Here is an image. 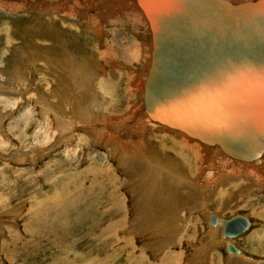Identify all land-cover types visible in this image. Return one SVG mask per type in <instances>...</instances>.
Segmentation results:
<instances>
[{
  "label": "rangeland",
  "instance_id": "1",
  "mask_svg": "<svg viewBox=\"0 0 264 264\" xmlns=\"http://www.w3.org/2000/svg\"><path fill=\"white\" fill-rule=\"evenodd\" d=\"M69 1L71 0H0V264H96V262L128 264L124 260L126 256L138 258V254V259L146 261L144 264H157L159 260L160 262L177 261L179 256L184 259L199 254L201 249L192 250L194 245L191 242L195 239L193 237L195 235L196 237L205 235L207 243L220 245L224 249L221 240L219 241L218 231L216 236L212 234L213 237H208L209 212L217 213L216 215L223 218L243 214L253 222L249 230L235 241L241 246L244 243L243 248L246 251H240L247 254V250L250 249L249 242H253V239L264 240V154L259 159L260 163L248 167L243 163L234 162V159L232 161L227 159L228 163H226L224 157L218 153L205 154L203 152L205 146L202 145V148L198 142L196 145L202 149H199L195 155L188 151L182 153V148H179L177 141L173 140L181 138L177 133L174 134L163 125L152 126L149 123L150 127L146 119L131 125L132 127L125 130L124 134L119 133L115 141L117 146L118 143L121 145L116 149L108 147L110 143L106 146L101 145L98 142L100 137L91 139L84 135L83 126L73 129L72 132L69 131L63 141L59 139L60 133L67 131L59 130L60 125L56 127L58 122H55L54 115L45 105L48 102L51 104L54 97L56 102L61 100L66 110L62 115L65 119H68L69 115L71 117L65 122L66 126L80 123L78 121L74 123V113H70V105L84 89L78 86L82 83V78H85L81 70H85L86 67L90 66V70L92 69L87 74L94 76L101 75L100 66L104 67V75L102 74L101 77L104 78L102 80L109 89V96L98 94L103 99L102 103H97V107L92 105L91 112L95 113V117L102 113L120 115L126 111L133 114L135 109L140 110L141 90L139 91L135 80L139 81V78L143 77L141 63L147 58L150 42L148 26H143L142 23L132 19V16L139 11L135 0H72L71 2H80L79 11L75 8L71 18L68 19L62 17L65 14H62L61 5L64 7V2ZM71 2L68 5L69 9L74 6ZM56 12L57 15H53ZM46 15L56 17L60 25L53 22L55 26L52 27L63 34L65 42H62L60 37L51 39L45 35ZM113 20L115 23L112 22ZM97 25L102 26L103 31L104 29L105 32L107 31V34L103 32L100 34L102 35L100 39L95 38L90 30V27L95 28ZM59 41L61 42L59 46H53ZM94 44L99 45L101 56L98 59H91L94 55L91 47ZM59 48L63 54L56 53ZM65 58L68 61L64 60ZM91 60L97 65L91 64ZM61 61L65 63V65L61 64L64 68H60ZM146 63L145 60V69ZM69 65L72 68L76 65L73 68L75 75L79 72L76 76L69 72L71 70ZM75 69L78 71L76 72ZM111 76L114 78L109 84L108 80ZM56 102L52 103L51 108L56 106L54 110L58 111L61 103H57L59 105L57 107V104L53 105ZM99 125L96 128H99ZM104 128L107 130L106 127ZM44 130L48 135L43 133ZM110 133V138H113L114 132ZM125 134L130 137L129 140ZM142 144L143 148L140 147ZM134 148H138L140 152L133 151L135 155L127 152H131ZM71 158L74 160L67 166L68 168L57 172L56 166L70 162ZM132 158H136L135 162L145 166L134 178L131 177V167L127 165ZM147 160L151 169H148ZM170 163L173 164L172 167ZM170 176L172 177L167 182ZM220 176L224 177L221 185L230 186L228 193L232 197L229 201L227 198L220 200L211 194L210 197H206V193L216 186ZM61 180H65L64 183H60ZM189 182H191L190 190L187 187ZM176 184L181 185L178 187ZM75 188L81 198L77 200L78 202L68 201L64 206L66 210L61 209V205L56 204L59 202L56 197L58 191L60 190L61 193V189H69L71 193L69 197H74ZM183 189L184 192L190 191H188L190 200L188 194H186L187 198L179 194ZM112 190L116 194L114 200L119 197L125 203L126 215L130 219L141 216L146 223L138 233L133 232L134 229L129 233L127 231L128 236L121 230L120 234L127 236L126 240L129 239L128 242L125 241L123 249L117 244L119 241L115 236L112 240L106 237L107 241H103L106 242L105 247L103 243L98 245L96 242V235L104 234L109 222L115 223L123 217L116 215V211H104L107 206H112L107 204L108 196L113 195ZM191 190L194 192L193 197ZM193 199L195 201H192ZM220 201L226 205L221 206ZM112 208L115 209L116 206ZM154 211L158 219L155 218L154 224L147 225ZM251 211L255 213L252 214ZM176 212L191 214L192 218L188 216L194 220L192 222L200 220L205 226V232L192 230L190 235L181 241L183 246L179 250V255L172 253L171 250L176 244V236L172 231L176 226L174 222H180L174 221L172 214ZM143 213H146V216ZM62 218L65 219L64 223ZM181 222L184 226L186 221ZM57 237L59 240L56 239ZM246 239H249L247 243ZM262 244L259 246L255 243L252 247L254 252L246 255L252 258H249L251 261L247 264H255L258 260L264 259V243ZM137 248H143L142 253L145 258H142L141 250L138 251ZM183 248H188L189 256H184ZM82 256L88 260L83 258L81 260ZM227 257L228 264L232 260H229L231 257ZM189 262L191 261L187 263Z\"/></svg>",
  "mask_w": 264,
  "mask_h": 264
},
{
  "label": "water",
  "instance_id": "2",
  "mask_svg": "<svg viewBox=\"0 0 264 264\" xmlns=\"http://www.w3.org/2000/svg\"><path fill=\"white\" fill-rule=\"evenodd\" d=\"M137 1L141 6V0ZM185 4L175 3L171 20L157 25L141 6L152 44L143 82L144 110L151 119L206 143L215 142L235 157L255 158L261 153L256 141L253 156L230 141L232 133L245 129L238 120L245 112L259 109L264 100V0L239 4L195 0ZM252 117L255 119L254 114ZM198 123L220 134H205ZM208 222L213 226L219 222L222 238L229 239L238 237L249 225L241 214L226 219L210 214ZM225 249L237 252L231 243Z\"/></svg>",
  "mask_w": 264,
  "mask_h": 264
},
{
  "label": "bare ground",
  "instance_id": "3",
  "mask_svg": "<svg viewBox=\"0 0 264 264\" xmlns=\"http://www.w3.org/2000/svg\"><path fill=\"white\" fill-rule=\"evenodd\" d=\"M72 1V0H71ZM71 1H69L68 3H66V2H64V7H63V5H61V9H62V14L64 13L65 14V16H62V17H65V18H68V19H70L71 18V16H72V14H73V11H74V9L76 8L78 11H79V3L80 2H71ZM98 1H101V0H98ZM131 1V0H130ZM193 1H195V0H141V6L144 8V9H146V11H147V15L149 16V17H151L152 18V20H153V22H155L156 24L155 25H157L158 23H160V22H162V21H170L171 20V18H172V11H173V5L175 4V3H182V6H185L186 4L185 3H187V2H189V3H192ZM225 1H228V2H230L231 4H239V3H244V2H253V1H256V0H247V1H243V2H232L231 0H225ZM72 3V4H74V6L73 7H71L70 9L68 8V5H69V3ZM116 2V1H115ZM119 2V1H118ZM58 3V2H57ZM95 3V2H94ZM93 3V4H94ZM107 3V2H106ZM106 3H105V5H106ZM112 3V2H111ZM117 3V2H116ZM115 3V4H116ZM47 4V3H46ZM50 4V3H49ZM76 4V5H75ZM135 4L137 5L136 6V8L139 10V11H137L136 12V14H134L133 16H132V19L133 20H137V22H139V23H142V25L144 26V25H146V26H148V22H147V19H146V17H145V14L143 13V10H142V8H141V6L138 4V1L137 0H135ZM134 4V5H135ZM104 5V4H103ZM56 6H58V5H56ZM92 6V5H91ZM116 6V5H115ZM124 6V5H123ZM51 7V6H50ZM53 7V6H52ZM51 7V8H52ZM87 7V6H86ZM109 7V6H108ZM130 7V6H129ZM55 8V7H54ZM88 8V7H87ZM112 8V7H111ZM117 8V7H116ZM132 8V7H131ZM43 9V8H42ZM60 9V8H59ZM107 9V8H106ZM136 9V10H137ZM55 10H57V9H55ZM84 10V9H83ZM90 10V9H89ZM109 10H111V9H109ZM86 11V10H85ZM133 11H134V9H133ZM175 11V10H174ZM58 12V11H57ZM57 12L56 13H54L53 15H57ZM135 12V11H134ZM133 12V13H134ZM49 13H51V12H49ZM58 13H60V12H58ZM87 13H90V12H88L87 11ZM86 13V14H87ZM123 13V12H122ZM83 14V13H82ZM94 14V13H93ZM51 15V14H50ZM80 15V14H79ZM175 16H176V14H174ZM47 16V15H46ZM78 16V15H77ZM97 16V15H96ZM95 16V17H96ZM121 16V15H120ZM162 16V17H161ZM61 18V17H60ZM64 18V19H65ZM84 18V17H83ZM86 18V17H85ZM91 18V17H90ZM64 19H62L63 21H64ZM77 19V18H76ZM76 19H74V20H76ZM114 19V18H113ZM126 19V18H125ZM170 19V20H169ZM99 20V19H98ZM47 22H44V24H45V26H46V28H47V31H46V36H48L49 38H51L52 39V37H54V38H58V37H60L61 39H62V42H65V39L62 37V35L63 34H60L59 33V31H57V30H55L54 28L55 27H52V25L53 26H55L54 24H53V22H57V20H56V17H54V16H51V17H49V15L47 16V20H46ZM73 21V20H72ZM87 21V20H86ZM96 21V20H95ZM104 21H105V19H104ZM112 22H114V20L112 21ZM128 22V21H127ZM126 22V23H127ZM132 22V21H131ZM58 23V22H57ZM85 23V22H84ZM115 23V22H114ZM88 24V23H87ZM91 24H93V23H91ZM95 24V23H94ZM60 24L58 23V26H59ZM90 25V24H89ZM117 25H119V24H117ZM57 26V27H58ZM92 26V25H91ZM122 26V25H121ZM56 27V28H57ZM61 27V26H60ZM59 27V30H61V28ZM90 27V26H89ZM132 27V26H131ZM45 28V27H44ZM88 28V27H87ZM148 29H149V26H148ZM90 30H91V32H92V34H94L95 35V38H97V39H100L101 38V36L102 35H100L102 32H103V34H107L106 32H105V29H104V31L102 30V26L100 27L99 25H97L95 28H94V26L93 27H90ZM45 31V30H44ZM149 31H150V29H149ZM149 40H150V42H149V44H148V54H147V58L146 59H143L142 60V70H143V77L142 78H139V81H137V80H135V82H137V85H138V89H139V91L141 90V92L139 93L140 94V104H141V106H140V110H134L133 111V114H131L129 111H126L124 114H120V115H109V114H106V113H102V114H100V115H98L97 117H95L94 116V114L95 113H93V112H91L93 109H92V105L93 106H96L97 107V103H102L103 102V99L101 98V97H99L98 96V94L99 93H102V94H104V95H106V96H109V94H108V91H109V89L106 87V85H105V81H103L104 80V78H102L101 77V75L104 73V67H101L100 66V70H99V73L101 74V75H97V74H95V76L93 75V74H87L88 73V71H91L90 70V66H89V64L91 63H94L95 65H97L95 62H93L92 60H91V62L88 64V66H89V68L88 67H86L85 68V70L83 69V70H81L82 71V73H84V75H85V78H82L81 80H82V83L81 84H79V86L78 87H80V88H83L84 87V89L83 90H81L80 92H79V95L76 97V101L75 102H73V104H71L70 105V108H71V110H70V113L72 112V113H74L73 114V118H75L74 119V123H75V121H78V122H80V123H78V124H75V125H69V126H66V124H65V122L66 121H68V120H70L71 119V117H70V115H69V117H70V119H69V117H68V119L66 118L65 119V117L62 115V112H65L66 110H65V104L61 101V100H58L59 102H56V100H55V97L53 98L54 100H52L51 101V104H50V102H48V104L47 105H45V107H47L48 108V110H50L51 112H52V114L54 115L53 117H54V119H55V122H58V124L56 123V127H58L59 125V130H62V131H67V132H65V133H60V136H59V139L61 140V141H63L64 139H65V135L67 134V133H69V131L70 132H72L73 131V129H77L79 126H83V128H85L84 129V131H83V134L84 135H87L88 137H90L91 139H93V137H100L99 138V140H98V142L101 144V145H107V144H109V146L108 147H111V149H116V148H119V146L121 145V144H119L118 143V146L116 145V141H115V139L116 138H118V134L120 133V134H124L125 133V130H127L131 125H133L134 123H136V122H140L141 121V119H146V121L148 122V125L150 126V124L153 126H157V125H163L164 127H166L167 128V130H169V131H171V132H173L174 134L175 133H177L181 138H178V139H173V140H175V141H177V144L179 145V148L181 147L182 148V153H186L187 151L190 153H192L193 155H195V153H197V151L199 150V149H202L203 147H202V145H204L205 147L203 148L204 149V153L205 154H207V153H209V152H211V154L213 153V154H216V153H218V154H220V156H222V157H224L223 159H225V161H226V163H228V160L227 159H229V160H233L234 162H236V163H243V164H245L246 166H248V167H252L254 164H258V163H260V158L262 157V155L264 154V100H262L261 102H259L260 103V108L259 109H255V112H245V117L241 120V121H239L238 120V122H241V124L244 126V131L242 132V131H238L236 134H233L232 133V137H233V141H230V143L231 144H233V145H235V146H242V148L249 154V155H251V156H253L254 155V152H255V145H254V141H256V143L255 144H257L256 145V148H260V150H261V153L257 156V157H255V158H252V159H240V158H238V157H235V156H233V155H231V154H229V153H227V152H225V151H223L222 149H221V147L217 144V143H206V142H204V141H202V140H200V139H197L196 137H193V136H191V135H188L186 132H184V131H182L181 129H178V128H176V127H172V126H169V125H166V124H164V123H161V122H159V121H157V120H154V119H151L150 117H148V115L146 114V112H145V110H144V105H143V101H142V92H143V82H144V79H145V77H146V72H147V69H148V66H149V62H150V57H151V50H152V44H151V33L149 32ZM57 43H55V45H53V46H59L60 44H61V42L59 41V43L56 45ZM106 47V45H104V48ZM123 48V47H122ZM111 49V48H110ZM91 50H92V53L94 54V55H92L91 56V59H98L99 58V56H101V53H100V49H99V45L98 44H94L92 47H91ZM106 50V49H105ZM124 50V49H123ZM107 51V50H106ZM110 52V51H109ZM56 53H62L63 54V52H62V50L59 48V50H57L56 51ZM127 53V52H126ZM108 54V53H107ZM134 55V54H133ZM126 58H128V57H126ZM131 58H132V55H131ZM64 60H67L68 61V59L67 58H65ZM86 60V59H85ZM126 60H128V59H126ZM147 61V63H146V69H145V65H144V61ZM73 61V60H72ZM72 61H70V62H72ZM66 62V61H65ZM69 62V63H70ZM170 60H167V63L168 64H170ZM63 62L61 61L60 63H59V65H61ZM83 63V62H82ZM81 63V64H82ZM87 63H88V61H87ZM64 65H65V63H63ZM77 64V63H76ZM90 64V65H91ZM83 65V64H82ZM81 65V66H82ZM85 65H86V63H85ZM125 65V64H124ZM63 65H61V67L60 68H64V67H62ZM73 66V65H72ZM76 66V65H75ZM74 66V67H75ZM78 66V65H77ZM128 66V65H127ZM66 67V66H65ZM69 67L71 68V70L69 71V72H71V73H73V68L69 65ZM80 67V66H79ZM79 67H77L78 68V70H79ZM82 67H84V66H82ZM66 69V68H65ZM68 69V68H67ZM80 69H82V68H80ZM119 69V68H118ZM128 69V68H127ZM62 70V69H61ZM76 70V72L78 71L77 69H75ZM116 70V69H115ZM112 71H114V70H112ZM59 72H61V71H59ZM98 72V71H97ZM117 72V71H116ZM79 73V72H78ZM77 73V74H78ZM81 73V72H80ZM119 73V72H118ZM74 75H75V72L73 73ZM76 74V75H77ZM107 74V73H106ZM75 75V76H76ZM80 75V74H79ZM104 75V74H103ZM102 75V76H103ZM108 75V74H107ZM106 75V76H107ZM111 75V74H110ZM81 76H82V74H81ZM80 77V76H79ZM82 77H84V76H82ZM78 77H76V79H77ZM81 78V77H80ZM92 78H95V80L94 79H92ZM107 78H108V76H107ZM113 78H114V76H111V77H109V80H108V83L110 84V83H112V81H113ZM119 78V77H118ZM103 79V80H102ZM137 79H138V77H137ZM78 80V79H77ZM80 80V79H79ZM80 80V81H81ZM118 80V79H117ZM121 81V80H120ZM234 82V81H233ZM78 85V84H77ZM80 85H82V87L80 86ZM137 85H136V87H137ZM134 86V85H133ZM77 88V87H76ZM129 88V87H128ZM77 90V89H76ZM137 92V91H136ZM135 92V93H136ZM264 92V91H263ZM44 100V99H43ZM43 100H42V103H43ZM56 102L55 104H53L54 106L57 104V103H61V104H59V105H61L60 107H59V105L57 106V107H59L58 108V111H56V110H54V109H56V106H55V108H51V106H52V103H54V102ZM45 104V103H44ZM69 105V104H68ZM258 106V105H257ZM134 108V107H133ZM139 108V107H138ZM68 114V113H67ZM110 114H111V112H110ZM253 114H254V116H255V119H253ZM66 115V114H65ZM72 118V119H73ZM129 118V119H128ZM157 124H156V123ZM141 123V122H140ZM150 123V124H149ZM100 124V125H99ZM143 124H146V123H143ZM198 124H200V123H198ZM97 125H99L100 127L99 128H96V126ZM109 125H111L112 127H108ZM201 125V124H200ZM248 125V127L246 128V126ZM93 127H95V129H91V128H93ZM104 127H106L107 129H109L110 130V132H114V135H113V138H110V135H111V133L110 132H108ZM132 127V126H131ZM151 127V126H150ZM201 127H202V129H200L201 131H203L205 134H213V135H218V134H220L218 131L216 132V130H210L209 128H205V127H207L206 125H201ZM40 128V127H39ZM43 128V127H42ZM41 128V129H42ZM136 128V127H135ZM139 128V127H138ZM144 128V127H143ZM44 129V128H43ZM70 129V130H69ZM137 129V128H136ZM142 128H141V126H140V130H141ZM96 130V131H95ZM130 130V129H129ZM131 130H134V129H131ZM130 130V131H131ZM213 131V132H212ZM139 132V131H138ZM43 133L45 134V135H48V133L44 130L43 131ZM134 133V132H133ZM136 134H137V132H136ZM166 134V133H165ZM164 134V135H165ZM126 135V134H125ZM149 135V134H148ZM127 136V138H128V140H129V136L128 135H126ZM137 136V135H136ZM186 136V137H185ZM222 136H225L226 137V135H222ZM79 137H81V136H79ZM86 137V136H85ZM170 137H173V136H170ZM188 137V138H187ZM224 137V138H225ZM231 137V138H232ZM174 138V137H173ZM183 138H185V139H183ZM47 139H48V137H47ZM155 140V139H154ZM197 142L198 143H200L201 145V147H198V145H196L197 144ZM140 143V142H139ZM152 143V142H151ZM137 144V143H136ZM141 144V143H140ZM188 144H191V146H188ZM194 144L196 145V146H194ZM134 145V144H133ZM135 147V146H134ZM140 147L141 148H143L144 147V145L142 144V145H140ZM148 147V146H147ZM157 148H158V146H157ZM133 151H136V152H140V150L137 148H134L133 150H131V152L130 151H127L128 153H130V154H132V155H135L134 153H133ZM155 151H153V153H154ZM143 153V152H142ZM148 153V152H147ZM182 153H181V155H182ZM112 154V153H111ZM144 154V153H143ZM158 154V153H157ZM165 154V153H164ZM150 155V154H149ZM161 156V155H160ZM167 156V155H166ZM228 156V157H227ZM148 157V156H147ZM151 157H154L153 155H151ZM212 157V156H211ZM231 159H230V158ZM170 158V157H169ZM135 159L136 158H132V159H130L129 160V162L127 163V165L128 166H130L131 167V170H130V172H132V174H131V177L132 178H134V177H137L140 173H141V171H142V168H145V166H143L142 164H140L139 162H135ZM181 159V158H180ZM212 159V158H211ZM72 160H74V158H71V160H70V162L69 161H67V162H63L62 164H58L57 166H56V168H58L57 170V172H60V171H62L61 169H67L68 167L67 166H69L70 164H71V162H72ZM207 161H209L208 159H206ZM170 161V160H169ZM206 161V162H207ZM241 161V162H240ZM156 163V162H155ZM211 163V162H210ZM52 165V164H51ZM53 166V165H52ZM147 166H148V169H151V168H149L150 167V162H148V160H147ZM170 166L172 167L173 166V164L172 163H170ZM180 166H181V164H180ZM208 166V165H207ZM219 166V165H218ZM225 166V165H224ZM212 167V166H211ZM210 167V168H211ZM220 167V166H219ZM175 168V167H174ZM181 168V167H180ZM209 168V167H208ZM156 169V168H155ZM230 169V168H229ZM157 170V169H156ZM170 170H172V169H170ZM180 170V169H179ZM178 170V171H179ZM182 170H183V168H182ZM208 170V169H207ZM175 171V170H174ZM177 171V172H178ZM181 171V170H180ZM184 171V170H183ZM213 171V170H212ZM154 172H156V171H154ZM176 172V171H175ZM207 172V171H206ZM101 173V172H100ZM217 173V172H216ZM160 174V173H159ZM163 174V173H162ZM210 174V173H209ZM169 175V174H168ZM101 176V175H100ZM113 176H114V174H113ZM158 177H160V176H158ZM171 177L172 176H170V178L167 180V182L168 181H170V179H171ZM186 177V176H185ZM217 177V176H216ZM219 177V176H218ZM104 178V177H103ZM102 178V179H103ZM113 178V177H112ZM129 179H130V177H128ZM182 178V177H181ZM114 179V178H113ZM165 179H166V177H165ZM177 179H179V178H177ZM176 179V180H177ZM223 179H224V177L222 176H220V178L219 179H217L218 181H217V184H216V186L214 187V189H212V191H211V196H216V197H219L220 198V200H222V199H224L225 200V198H227V201H229V199L232 197V196H230L229 195V188H230V186L229 185H221V182L223 181ZM74 180V179H73ZM73 180H71V181H73ZM63 181H65V180H61V182L60 183H64ZM115 181V180H114ZM68 182V181H67ZM70 182V181H69ZM176 182V181H175ZM182 181H180V183H181ZM240 182V181H239ZM59 183V182H58ZM179 183V181L177 182V184ZM194 183V182H193ZM66 184V183H65ZM176 184V186H178ZM190 184H191V182H189L188 183V189L190 188ZM58 185V184H57ZM60 185V184H59ZM81 185V184H80ZM181 185V184H180ZM179 185V186H180ZM74 186V185H73ZM162 186V185H161ZM178 186V187H179ZM184 186V185H183ZM208 186V185H207ZM57 187V186H56ZM60 187V186H59ZM58 187V188H59ZM62 187V186H61ZM81 187V186H80ZM225 187V190L223 191V188ZM65 188V187H64ZM78 188H79V186H78ZM181 189H182V187H180ZM56 189V188H55ZM101 188H99V190H100ZM104 189V188H103ZM102 189V190H103ZM190 190V189H189ZM188 190V191H189ZM81 191V190H80ZM104 191V190H103ZM113 191V195H109L108 196V199H107V204L109 205V204H112V206H116V208L114 209V208H112V206L110 205L109 207L107 206V208H106V210H104V211H109V210H111V211H116V215H122L123 217H121L119 220H117L115 223H112V222H109V225L107 224V227L105 228V233L104 234H102L101 232V234H97L96 235V242L98 243V245L99 244H101V243H103L104 244V247H105V244H106V242H103V241H107V238L106 237H110L111 238V240H112V237L113 236H115L116 237V240L117 241H119V242H117V244H119L120 245V247H122V249L124 248V246H125V241L126 242H128L129 241V239H127L126 240V238H127V231H128V233L130 232V231H132L133 229H134V231L133 232H135V233H138L139 231H141V228L146 224V223H144V219L142 220V218L143 217H137V218H133V219H130L127 215H126V210H125V203L122 201V199H120L119 197L116 199V201L114 200L115 198H116V194H114V190H112ZM180 191V190H179ZM188 191H185L184 192V189H183V191L181 190V192L183 193H179L182 197H186V194H188L187 195V197L189 198V192ZM201 191V190H200ZM90 192V191H89ZM88 192V193H89ZM96 192V191H95ZM191 192H192V197H193V195H194V192L191 190ZM101 193V192H100ZM155 193V192H154ZM160 193H162V192H160ZM71 193H70V190L69 189H67V190H64V189H61V193H60V190L58 191V196L56 195V197H57V201H59V202H56V204L58 203L59 205H61V209H63L64 208V210H66L65 209V205H66V203H68V201H74V202H78L77 200H79L80 198H81V195L79 194V193H77V189L75 188V191H74V197H69V195H70ZM158 194V193H157ZM179 194H178V196H179ZM236 194V193H235ZM160 195V194H159ZM163 195V194H162ZM161 195V196H162ZM185 195V196H184ZM201 195V194H200ZM190 196H191V194H190ZM210 196V195H209ZM186 197V198H187ZM46 198V197H45ZM54 198V197H53ZM173 198V197H172ZM179 198V197H178ZM181 198V197H180ZM52 199V198H51ZM169 199V198H168ZM176 199V198H175ZM197 199V198H196ZM172 200V199H171ZM189 200H190V198H189ZM54 201V200H53ZM192 201H195V199H193ZM161 202V201H160ZM164 202V201H163ZM162 202V203H163ZM167 202V201H166ZM165 202V203H166ZM168 202H170L169 200H168ZM226 202V201H225ZM48 203H49V201H48ZM54 204V203H53ZM52 204V205H53ZM98 204V203H97ZM154 204V203H153ZM168 204V203H167ZM205 204V203H204ZM58 205V206H59ZM160 205V204H159ZM166 205V204H165ZM164 205V206H165ZM221 206L222 205H226V203H223L222 201H221V204H220ZM37 206H38V204H37ZM154 206H156V204H154ZM36 207V206H35ZM55 207V206H54ZM53 207V208H54ZM165 207H168V205L167 206H165ZM40 208V207H39ZM57 208V207H56ZM218 208V207H217ZM47 209V208H46ZM55 209V208H54ZM60 209V208H59ZM146 209V208H145ZM145 209H144V211H145ZM154 209V208H153ZM167 209V208H166ZM36 210V209H35ZM49 210V209H48ZM254 210V209H253ZM13 211V210H12ZM51 211V210H50ZM164 211H165V209H164ZM221 211V210H220ZM28 212V211H27ZM46 212V211H45ZM145 212H147V211H145ZM167 212V211H166ZM171 212V211H170ZM180 212V211H179ZM61 213V212H60ZM155 213V211L153 212V217L149 220V222H147L148 224L147 225H151V223H153L154 224V220H155V218L156 219H158L157 217H155V216H157V214H154ZM156 213H157V211H156ZM161 213H162V211H161ZM161 213H159V214H161ZM169 213V212H168ZM208 213V212H207ZM209 213H211V212H209ZM251 213L252 214H254L255 212L254 211H251ZM45 214V213H44ZM146 214V213H145ZM144 213H143V215H145ZM213 213H211V215H212ZM217 214V213H216ZM216 214H213V216L214 217H216V218H223V217H220V216H218V215H216ZM165 215V214H164ZM170 215V214H169ZM241 215H243V214H241ZM1 216V215H0ZM34 216V215H33ZM146 216V215H145ZM161 216V215H160ZM208 216H209V214H208ZM232 216H234V215H232ZM245 216V215H244ZM42 217V216H41ZM46 217V216H45ZM44 217V218H45ZM67 217V216H66ZM229 217H231V216H229ZM246 217V216H245ZM4 218V217H3ZM8 218V217H7ZM12 218H13V216H12ZM49 218V217H48ZM145 218V217H144ZM166 218V217H165ZM228 218V217H227ZM1 219H2V217H1ZM10 219V218H9ZM39 219V218H38ZM224 219H226L225 217H224ZM248 219V218H247ZM48 220V219H47ZM140 220H141V222H140ZM163 220V219H162ZM249 220V219H248ZM4 221H5V219H4ZM40 221V220H39ZM156 221H158V220H156ZM161 221V220H160ZM49 222V221H48ZM65 222V219L64 218H62V223H64ZM40 223V222H39ZM253 224V222L251 221V220H249V225H248V227H247V229L243 232V233H241L238 237H240L241 235H243L244 233H246L248 230H249V228H250V226ZM218 225H220V223L219 222H217L216 223V225L215 226H213V225H211L213 228H216ZM52 226V225H51ZM65 227H68V226H65ZM146 227V226H145ZM29 230V229H28ZM101 230V229H100ZM121 230H122V233L123 234H126L127 236L125 237L124 235H121L120 234V232H121ZM50 231V230H49ZM217 231L219 232V241L221 240V243H222V245H223V247L227 244V243H231L236 249H237V252L236 253H232V254H235V255H237L238 256V258L239 257H243V260H244V258H250V257H247L245 254H244V252H241L240 250L241 249H239V248H237V246H235L232 242H231V240H234V239H236V238H238V237H235V238H222V236H221V227L219 226V227H217L216 229H211L210 227H208V237H210L211 238V236H212V234L214 235V236H216L215 234H217ZM63 232V231H62ZM144 232H145V230H144ZM9 233L11 234V231L9 230ZM65 233V232H64ZM68 233V232H67ZM9 234V235H10ZM39 234V233H38ZM57 234V233H56ZM35 235V234H34ZM67 235V234H66ZM213 237V236H212ZM59 237H57L56 239L57 240H59L58 239ZM62 238V237H61ZM209 238V239H210ZM55 239V238H54ZM64 239V238H63ZM258 239H263V238H261V237H258ZM215 240H216V238H215ZM53 241H55V240H53ZM212 241V240H211ZM95 242V243H96ZM132 242V241H131ZM253 242H255L257 245H259V246H262L263 244L262 243H264V240H262V241H258L257 239L256 240H254L253 239ZM57 243V242H56ZM127 245V244H126ZM154 246L156 245V244H153ZM4 246V245H3ZM97 246V245H96ZM55 247H57V246H55ZM68 247H69V244H68ZM93 247V246H92ZM66 248V247H65ZM74 249H75V247H73ZM72 248V249H73ZM76 248H78L77 246H76ZM121 249V250H122ZM156 249V248H155ZM61 250V249H60ZM63 250V249H62ZM61 250V251H62ZM78 250V249H77ZM137 250L139 251V250H141V254H142V258H145V255H144V253H142V251H143V248H140V249H138L137 248ZM8 251V250H7ZM74 251V250H73ZM113 252H114V250H113ZM96 253V252H95ZM78 254H79V252H78ZM88 254V253H87ZM227 254H229V253H227ZM89 255V254H88ZM90 256V255H89ZM92 256V255H91ZM95 256V255H94ZM106 256V254L104 255V257ZM236 256V257H237ZM72 257V256H71ZM74 257V256H73ZM101 257H103V256H101ZM140 257H141V255H140ZM81 258H83V256L82 257H80V259ZM110 258V257H109ZM138 258H139V254H138ZM137 257H131L130 258V255L128 256H126V258L124 259L125 260V262L126 263H128V264H140V263H143L144 264V262H146L144 259H138ZM78 259V258H77ZM79 259V260H80ZM84 260H88L87 258L85 259V258H83ZM82 260V259H81ZM103 260H105V259H103ZM144 260V261H143ZM261 260H264V259H261ZM168 261V260H167ZM260 260H258L257 261V263H255V264H258V262H259ZM95 263V262H94ZM252 263H254V261L252 260ZM73 264V263H72ZM87 264H89V263H87ZM96 264H99L98 262H96ZM153 264H155V263H153Z\"/></svg>",
  "mask_w": 264,
  "mask_h": 264
},
{
  "label": "crops",
  "instance_id": "4",
  "mask_svg": "<svg viewBox=\"0 0 264 264\" xmlns=\"http://www.w3.org/2000/svg\"><path fill=\"white\" fill-rule=\"evenodd\" d=\"M107 131H109V129H107ZM213 187H215V186H213ZM212 189H214V188H212ZM212 189H210L208 191V193H206V197H210L209 195H210ZM218 199H220V198L218 197ZM220 203H221V201H220ZM209 214H211V213H209ZM188 215H190V217L192 218L191 214H188V213H187V215L185 213L181 214L179 212H176V213L172 214V216L174 217V221H178V220L180 221L179 223L178 222L177 223L174 222L175 223L174 225H176V226H175V229H173L172 231H173V233L176 236V239H175L176 244L173 247H171L172 253H175V254L179 255V252H180L179 250H180L181 246H183L181 244L182 243L181 241H183L185 237L190 235L192 230L195 231L196 229H198V230H201V231L205 232V226L203 225L204 223L202 221H200V220L192 222L194 220L189 218ZM182 220L186 221L184 226H183V224L181 222ZM188 220H189V222H188ZM190 221H191V223H190ZM174 225H173V228H174ZM219 226L221 227V225H218L217 227H219ZM210 228L211 229H216V228H213L212 226ZM181 235H182V237H180ZM196 236L197 235L193 236L195 239L193 240V242H191V244L194 245V246H192V250L194 248L195 249H199V250L201 249L199 254L198 253H196V255L192 254L193 256L190 257L189 256L190 252L188 254V248H187V250L183 254H184V256H186V255L189 256L188 258H184L183 259L182 257L179 256V258H177L178 259L177 261L163 260V261L160 262V260H159L157 262V264H227V259H226L227 255H233V254L226 251V249H225L226 245L224 246V249H225L224 250L220 245L207 243L205 235H202L201 237L200 236L196 237ZM238 238H241V236L238 237ZM249 239H246V243L248 242ZM236 240H237V238L232 243L235 246H238L242 251H244L245 250L243 248L244 243L241 246V245L238 244V242H235ZM244 241H245V239H243V242ZM248 245H249L250 249L247 250L248 251L247 254L251 255V253L254 252L253 251L254 249L252 247L255 245V242H249ZM227 253H229V254H227ZM247 254H245V255H247ZM263 254H264V251H263ZM228 257H231V256H228ZM229 260H232V261L228 262V264H247L248 262L251 261V260H249L247 258H244V260H243V257H239L238 258V256L237 257H231V258H229ZM188 261H191V262L187 263Z\"/></svg>",
  "mask_w": 264,
  "mask_h": 264
},
{
  "label": "built area",
  "instance_id": "5",
  "mask_svg": "<svg viewBox=\"0 0 264 264\" xmlns=\"http://www.w3.org/2000/svg\"><path fill=\"white\" fill-rule=\"evenodd\" d=\"M185 251L187 250V249H184Z\"/></svg>",
  "mask_w": 264,
  "mask_h": 264
}]
</instances>
